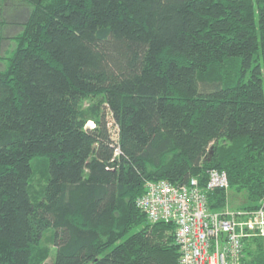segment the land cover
Wrapping results in <instances>:
<instances>
[{"label": "trees", "instance_id": "1", "mask_svg": "<svg viewBox=\"0 0 264 264\" xmlns=\"http://www.w3.org/2000/svg\"><path fill=\"white\" fill-rule=\"evenodd\" d=\"M25 1L0 54V264H178L175 224L136 204L147 180L217 169L210 209L261 205L264 0ZM244 243L264 264V236Z\"/></svg>", "mask_w": 264, "mask_h": 264}, {"label": "built area", "instance_id": "2", "mask_svg": "<svg viewBox=\"0 0 264 264\" xmlns=\"http://www.w3.org/2000/svg\"><path fill=\"white\" fill-rule=\"evenodd\" d=\"M109 124L112 138L117 140V125L114 121ZM207 174L204 186L196 176L178 183L147 180L136 204L152 224H175L178 264H244L245 240L253 235L264 236V201L255 209H233L227 203L212 210L208 193L227 189L229 180L225 171L210 169Z\"/></svg>", "mask_w": 264, "mask_h": 264}, {"label": "rangeland", "instance_id": "3", "mask_svg": "<svg viewBox=\"0 0 264 264\" xmlns=\"http://www.w3.org/2000/svg\"><path fill=\"white\" fill-rule=\"evenodd\" d=\"M31 5L25 0H0V54L5 55L10 52L15 47V41L11 39L12 36L20 33L23 30V23L28 19L31 13ZM5 65L4 62H0V67ZM88 101L86 102V105ZM110 116V114H109ZM88 127L94 126V122H88ZM38 163V167L42 166L43 170H46L48 173V165L43 164L40 158H35L32 160V165L34 168ZM39 175H36L35 180L33 181V185L37 189H41L40 184L44 183V179L41 177L38 178ZM34 196V195H33ZM35 199V197H33ZM239 200V199H237ZM235 200L229 201V206L233 209L236 207H232ZM238 209V208H236ZM50 233L43 240V245L48 246L50 249L53 248L51 243Z\"/></svg>", "mask_w": 264, "mask_h": 264}]
</instances>
